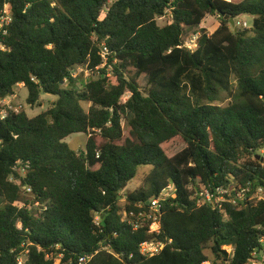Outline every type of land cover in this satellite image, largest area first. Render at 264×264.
<instances>
[{
	"label": "trees",
	"instance_id": "1",
	"mask_svg": "<svg viewBox=\"0 0 264 264\" xmlns=\"http://www.w3.org/2000/svg\"><path fill=\"white\" fill-rule=\"evenodd\" d=\"M108 1L0 0L12 17L7 35L0 30V264H16L23 244L25 264L85 255L87 264H203L207 249L211 264H249L264 237V201L223 215L196 207L189 189L230 177L264 187V161L254 159L264 150V0ZM166 14L171 23L158 26ZM208 16L219 18L216 30H200L195 52L182 48L185 30ZM240 16L251 28L232 31ZM101 43L107 66L86 83L72 79L73 69L99 68ZM232 79L230 103L213 105ZM19 86L29 106H40L41 91L57 100L35 117L10 111L2 101ZM74 134L87 136L83 152L64 142ZM176 138L185 148L168 157ZM141 166L152 169L123 209L121 191ZM170 184L176 198L162 204L158 235L123 220ZM23 187L35 212L19 206ZM150 240L172 242L144 258L139 246Z\"/></svg>",
	"mask_w": 264,
	"mask_h": 264
},
{
	"label": "built area",
	"instance_id": "2",
	"mask_svg": "<svg viewBox=\"0 0 264 264\" xmlns=\"http://www.w3.org/2000/svg\"><path fill=\"white\" fill-rule=\"evenodd\" d=\"M226 2H231L233 0H223ZM54 5V4H52ZM12 22L11 10L8 4H4L2 10L0 11V30L1 35L6 36L8 32V27ZM234 27H241L244 29H250L251 26H248L246 22L235 23L234 19ZM197 37L193 36L192 39L188 41H184L182 48L193 52L197 47ZM0 49L3 50V47L0 45ZM109 50L105 43L100 44V57H101V65L99 68H96L94 72H88L84 68H76L70 71V77L72 79H76L79 73L84 74L85 82L86 80L92 77L93 75L97 76L98 70L104 68L108 64L109 59ZM110 69H108L107 77L110 76ZM95 76V77H96ZM67 81H65L66 84ZM127 100V97L123 96L120 100V104H124ZM6 103V101H2V104ZM10 111L18 112L16 109L8 106L7 108ZM6 116V112H2V118ZM264 154V153H263ZM229 183L220 185L217 187H212V185H202L201 183H197L196 187L188 188L192 195L190 196V200L193 201L194 205L198 208L208 207L212 211L219 212L225 215L226 206L238 207L240 205H244L246 203H257L264 201V187L255 186L247 183L246 185H240L236 183L231 177L228 180ZM24 192L30 194V188L23 187ZM122 198V196H121ZM176 198V190L172 184L167 186L163 191H161L156 197L151 198L146 203L138 202L135 206L140 210L137 214L130 212L126 213L123 210L122 216H124L123 220H126L128 224L132 227L133 230H137L139 228L146 227L149 232L158 235L160 233V221H161V207L164 202L169 200H175ZM121 201V200H120ZM123 203H126V198L122 200ZM124 209V208H123ZM98 215L95 218L96 224L99 222ZM171 240H167L166 242L158 241V240H150L145 241L139 246V254L144 258H152L159 255L166 246L171 244ZM260 248L254 250L251 254V259L249 260V264H264V237H261L259 240ZM29 244H23L21 246L22 251L18 254L16 258V264H25L28 256H29ZM40 250V249H39ZM222 250H224L229 258L233 256V248L231 246H223ZM60 257L55 259V263H60ZM92 256H81L77 259L76 264H87L91 260ZM68 264H73L72 262ZM203 264H211L209 261Z\"/></svg>",
	"mask_w": 264,
	"mask_h": 264
},
{
	"label": "rangeland",
	"instance_id": "3",
	"mask_svg": "<svg viewBox=\"0 0 264 264\" xmlns=\"http://www.w3.org/2000/svg\"><path fill=\"white\" fill-rule=\"evenodd\" d=\"M114 0H109L108 1V5H110ZM242 23V22H246L248 26H251V22H252V18L251 17H246V16H240L238 18L235 19V23ZM171 23V17L169 16V14H166L164 17L159 18L157 20V24L158 26L162 27L165 26L167 24ZM219 25V18L217 16L211 17L208 16L204 19V21L202 22V24L198 27V28H192V29H186L184 34H183V39L184 41H188L190 39H192L193 36H196L197 39L200 35V30L203 29L206 31V33L208 35H211L216 28ZM230 29L232 31H236L237 29L241 30V27H231ZM197 45V44H196ZM198 47V46H197ZM196 49L193 51L195 52L197 50ZM81 76V81L85 82V76L83 73H79L78 77ZM89 79L86 80V82H88ZM63 87L65 88L66 85L64 84ZM230 93H226V92H222L219 101H216L213 103V105L219 106V107H226L230 101L232 100V96L235 93L236 90V82L234 79L231 80V89H230ZM26 97H27V91L22 88V89H16V94L15 97H13L10 101L6 100V103H3V106L7 109L8 106L16 109L17 111H24L26 112V114L29 117H35L36 115L46 111L48 108H50L53 103L57 100V96H53V95H40V106H29L26 104ZM127 97V95H125V98ZM82 106L84 108L85 111H87L89 109V104L88 103H82ZM86 140H87V136L85 134H74L71 135L69 137H67L64 142L69 146V148L71 150H73L74 152H83L85 150V145H86ZM176 142L178 143V145L171 151H169L167 153L168 157H172L174 156L176 153L180 152L182 149L185 148V144L183 143V141L180 138H176ZM264 153V150H261L259 152V155H262ZM263 156V155H262ZM151 167L150 166H141L137 169V173L135 175V177L127 183L126 187L121 191V201L119 203V205L121 206V208H124L125 203H123L122 200H124L126 198V195L128 193H131L135 190H138L143 183V179L144 177L151 171ZM20 175L23 176L24 172L20 171ZM21 203L19 204V206H24V203L27 204V207L29 209H31L32 212L36 211V206L33 204L32 202V196L27 193V192H22L21 194ZM124 218V216H123ZM210 246V245H208ZM206 255L209 258V262L212 263L215 259L214 255H212L211 251L209 249L206 250ZM54 263H55V259H54ZM56 264H60L57 263Z\"/></svg>",
	"mask_w": 264,
	"mask_h": 264
},
{
	"label": "water",
	"instance_id": "4",
	"mask_svg": "<svg viewBox=\"0 0 264 264\" xmlns=\"http://www.w3.org/2000/svg\"><path fill=\"white\" fill-rule=\"evenodd\" d=\"M225 19H227V17H225ZM229 25L231 27H234V20L233 19H229ZM40 95H43V91L40 92ZM255 160H259L260 162L264 161V157L260 156V155H256L254 157Z\"/></svg>",
	"mask_w": 264,
	"mask_h": 264
},
{
	"label": "crops",
	"instance_id": "5",
	"mask_svg": "<svg viewBox=\"0 0 264 264\" xmlns=\"http://www.w3.org/2000/svg\"><path fill=\"white\" fill-rule=\"evenodd\" d=\"M22 88H23L22 86H19V87H18V89H22ZM15 94H16V92H15ZM15 94H14V96H12V97H8V98H6L4 101H6V100L10 101L13 97H15Z\"/></svg>",
	"mask_w": 264,
	"mask_h": 264
}]
</instances>
